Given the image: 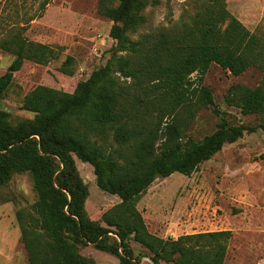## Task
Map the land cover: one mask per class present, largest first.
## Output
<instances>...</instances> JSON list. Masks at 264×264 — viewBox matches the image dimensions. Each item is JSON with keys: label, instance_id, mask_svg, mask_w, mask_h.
Wrapping results in <instances>:
<instances>
[{"label": "trees", "instance_id": "obj_1", "mask_svg": "<svg viewBox=\"0 0 264 264\" xmlns=\"http://www.w3.org/2000/svg\"><path fill=\"white\" fill-rule=\"evenodd\" d=\"M158 3L98 0V14L112 22L114 46L105 65L72 93L34 88L22 102L32 119L13 124L0 109V187L14 174L28 173L36 194L32 213L15 212L29 264H92L79 253L88 244L120 264H136L129 241L152 254L154 264L224 263L230 231L162 239L147 230L136 204L157 178L189 176L224 145L264 131V121L231 126L221 118L213 133L194 140L183 136L176 119L180 109L192 116L196 106L215 107L203 85L211 65L234 76L251 67L264 73V40L229 13L225 0H196L187 20L132 40L146 23L143 11ZM0 49L14 56L0 76V96L24 62L47 65L58 56L52 46L28 43L20 31L1 39ZM72 62L67 57L60 73L72 75ZM224 101L243 116L264 114V84L232 85ZM74 158L92 167L101 191L120 200L102 215L106 227L87 217L88 191Z\"/></svg>", "mask_w": 264, "mask_h": 264}, {"label": "rangeland", "instance_id": "obj_2", "mask_svg": "<svg viewBox=\"0 0 264 264\" xmlns=\"http://www.w3.org/2000/svg\"><path fill=\"white\" fill-rule=\"evenodd\" d=\"M43 1L0 0V40L20 31L28 43L49 45L58 52L57 58L47 65L24 62L14 73L11 85L0 96V109L9 114L13 124L34 117L22 109L26 94L37 86L72 93L79 82L105 65L114 46L109 37L112 22L98 14V0H49L41 11ZM225 2L231 15L264 40V0ZM194 3L196 0H159L157 5H149L143 11L146 23L130 38L137 40L151 30L187 20L195 12ZM67 57L73 59L70 76L59 70ZM13 59L12 54L0 49V76L7 72ZM235 84L258 87L264 84V73L251 67L234 76L211 65L203 85L211 91L215 107L196 106L192 116L180 109L176 119L184 137L202 140L217 129L221 118L231 126H254L264 121V114L243 116L225 103L228 89ZM170 120L165 118L164 122ZM74 160L88 191L87 217L106 227L102 215L120 200L96 186L89 164ZM35 202L28 173L14 174L0 187V264H29L15 212L23 209L32 213ZM136 208L147 230L159 238L230 231L232 237L223 264H264V131L246 134L236 143L224 145L189 176L174 173L168 178H157L140 197ZM128 244L136 264H154L152 254L145 248L133 241ZM79 253L92 264H120L117 256L99 251L92 244L80 246Z\"/></svg>", "mask_w": 264, "mask_h": 264}]
</instances>
